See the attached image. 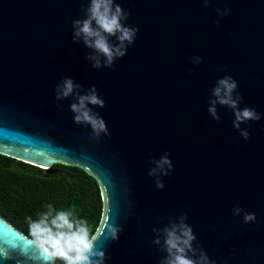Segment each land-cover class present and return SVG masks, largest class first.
Segmentation results:
<instances>
[{"label":"water","instance_id":"water-1","mask_svg":"<svg viewBox=\"0 0 264 264\" xmlns=\"http://www.w3.org/2000/svg\"><path fill=\"white\" fill-rule=\"evenodd\" d=\"M117 2L139 31L113 68L96 69L85 59L92 49L72 38L87 0H0V154L95 178L102 212L93 233L105 264H158L153 228L184 213L216 264H264V0ZM225 75L238 82L239 107L261 114L241 124L249 139L233 127L231 108L217 105L219 122L208 112ZM65 76L82 91L96 85L106 104L91 107L110 135L93 139L73 120L74 97L56 100ZM165 153L174 168L158 189L148 170ZM237 205L256 221L234 215ZM109 223L122 226L119 239L107 238ZM0 249L9 252L0 264H45L32 237L1 215Z\"/></svg>","mask_w":264,"mask_h":264},{"label":"clouds","instance_id":"clouds-1","mask_svg":"<svg viewBox=\"0 0 264 264\" xmlns=\"http://www.w3.org/2000/svg\"><path fill=\"white\" fill-rule=\"evenodd\" d=\"M210 0H204L208 4ZM88 7L84 9V18L72 22L73 42H82L92 52L85 55L92 67L102 69L113 68L115 61L127 54L128 47L136 40L138 27L125 23L130 12L126 11L117 0H87ZM228 9H217L220 16L229 14ZM219 23V21H217ZM115 37V41L110 40ZM195 64L202 63V57L190 58ZM238 82L231 76L225 75L216 81L212 89L214 99L210 100L208 112L216 121L221 117L217 105L227 106L234 112L233 127L236 128L244 139H249L250 133L241 128L247 121H258L261 114L254 108L239 107L243 96L237 93ZM83 85L71 77H63L55 87L57 101L74 97L70 110L74 113L73 120L76 124L89 125L92 129V138L99 139L101 134L110 135L107 124L100 114L91 106L103 108L106 101L100 96L96 85L87 91H82ZM154 166L148 170L150 177H155V185L163 189V177L170 174L174 165L168 153L159 159L151 157ZM47 210L40 213L38 219L27 217L29 233L32 242L41 252L45 264H105L106 252L96 247L100 235L90 230L85 219L76 216L75 211L57 210L52 204L46 205ZM243 212L245 223L256 221L254 212L244 211L237 205L233 214L239 216ZM188 214L184 213L176 219L170 220L163 228H153L156 233L153 244L160 246L164 255L158 264H216L201 246L195 244L197 237L192 226L187 223ZM107 238L119 239L122 226L109 223L107 225ZM105 232L103 233V235ZM0 255L9 258L7 249H0Z\"/></svg>","mask_w":264,"mask_h":264},{"label":"trees","instance_id":"trees-1","mask_svg":"<svg viewBox=\"0 0 264 264\" xmlns=\"http://www.w3.org/2000/svg\"><path fill=\"white\" fill-rule=\"evenodd\" d=\"M48 204L57 210H74L77 217L88 222L92 232L102 212L97 181L84 169L54 163L48 172L0 154V215L30 236L26 218L38 219Z\"/></svg>","mask_w":264,"mask_h":264}]
</instances>
